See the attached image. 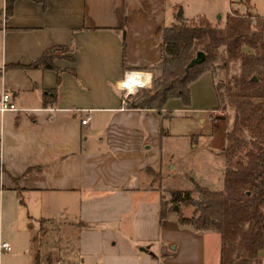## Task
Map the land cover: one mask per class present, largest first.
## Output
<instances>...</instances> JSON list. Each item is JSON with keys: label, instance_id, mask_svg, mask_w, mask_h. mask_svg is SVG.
Masks as SVG:
<instances>
[{"label": "crops", "instance_id": "0c3cea01", "mask_svg": "<svg viewBox=\"0 0 264 264\" xmlns=\"http://www.w3.org/2000/svg\"><path fill=\"white\" fill-rule=\"evenodd\" d=\"M179 11L209 20L192 0H15L9 16L4 3L0 97L10 93L19 110L0 111V264H218L208 232L179 226L172 213L159 216L160 191L146 169L160 172L166 189H179L168 173L179 160L162 149L163 118L171 115L165 107H125L117 89L127 71L152 76L145 68L160 59L162 30ZM251 11L264 20V0H253ZM58 47L67 49L56 69L28 66ZM135 75L130 92L148 79ZM201 78L213 84L209 72L193 83ZM219 121L211 120L218 139L208 138V161L220 162L216 181ZM184 179L186 188L192 180L213 188Z\"/></svg>", "mask_w": 264, "mask_h": 264}, {"label": "trees", "instance_id": "16d2710c", "mask_svg": "<svg viewBox=\"0 0 264 264\" xmlns=\"http://www.w3.org/2000/svg\"><path fill=\"white\" fill-rule=\"evenodd\" d=\"M4 1L9 16L15 0ZM175 18L162 30L160 59L145 68L152 73L151 87L142 89L128 108L161 112L170 98L188 104L190 85L209 72L216 109L225 112L223 168L218 190L193 180L186 189L159 185V216L172 213L181 227L218 233V264H264V20L236 12L226 15L223 26L205 16L185 19L180 11ZM66 49L46 50L28 66L56 69L53 61ZM198 52L204 59L189 66ZM146 171L153 181L165 179L151 168Z\"/></svg>", "mask_w": 264, "mask_h": 264}, {"label": "rangeland", "instance_id": "374dc122", "mask_svg": "<svg viewBox=\"0 0 264 264\" xmlns=\"http://www.w3.org/2000/svg\"><path fill=\"white\" fill-rule=\"evenodd\" d=\"M192 2L194 5L203 7L209 20L218 26H223L224 19L230 12V8L240 14H246V12L250 14L253 6V0H192ZM4 3V0H0V21L3 16ZM218 78H220V75ZM8 82H10V76L7 77ZM150 87L151 83L138 87L137 90L126 97L121 95L125 102L124 106L128 107V104L140 95L142 89H149ZM189 89L190 99L188 104H185L180 98H173L169 102L167 101L164 106L171 116L163 118V127L169 133V136L163 139V156L167 157L169 155L168 151L172 150L175 160H179V166L168 170V173L171 172L176 178L173 184L170 183V185L172 184V188L186 189L188 185H186L187 180L184 178L189 175L196 180L202 179L201 181L211 184L212 189L218 190L221 187V175L218 181L213 180L212 176H218L217 171L219 170L220 162L218 158H215L214 162L209 163L208 138L210 134L214 133L216 140L218 139L217 133L219 129L212 126L211 120H220L219 122L223 123L222 119L225 116V112L219 110V112L212 114L214 117L211 116V112L217 107V98L213 84L207 78L206 80L201 78L196 81L190 85ZM153 185L156 187L161 185L162 189H166L167 186L165 179L161 183L156 179L153 181ZM44 228L47 229V225ZM208 235L209 245L207 244V248L210 249H208L209 252L215 250L213 254L214 257H217L218 249L220 248V236L216 232H208ZM216 240L218 249L215 246Z\"/></svg>", "mask_w": 264, "mask_h": 264}, {"label": "built area", "instance_id": "2783aa9c", "mask_svg": "<svg viewBox=\"0 0 264 264\" xmlns=\"http://www.w3.org/2000/svg\"><path fill=\"white\" fill-rule=\"evenodd\" d=\"M132 74H136V75H145L146 74L148 75V81L144 84V85H139L136 87V90L138 87H142V86H145V85H148L150 83V80H151V74L148 73V72H145V71H140V70H130V71H127L124 75V78L121 80L122 82L123 81H126L127 78L132 75ZM123 87H121V90L119 89L118 87V83H117V89L118 91L120 92L121 95H123V97H126L128 94L132 93L128 90L127 86L124 84L122 85ZM124 100H123V104H124ZM7 110H11V111H17L19 110V108L16 107V105L14 104V102L12 101V96L10 93H7V92H4L2 93L1 97H0V111H7ZM89 120V116L87 115L84 119H82V124H85L87 123V121ZM1 247L4 248V249H10V245L9 243L7 242H2L1 243Z\"/></svg>", "mask_w": 264, "mask_h": 264}, {"label": "water", "instance_id": "95a60500", "mask_svg": "<svg viewBox=\"0 0 264 264\" xmlns=\"http://www.w3.org/2000/svg\"><path fill=\"white\" fill-rule=\"evenodd\" d=\"M203 59H204V54L202 52H198L196 57L194 59H192L191 62L189 63V66H192L193 64L199 63ZM174 209H177V207L175 206Z\"/></svg>", "mask_w": 264, "mask_h": 264}, {"label": "bare ground", "instance_id": "6f19581e", "mask_svg": "<svg viewBox=\"0 0 264 264\" xmlns=\"http://www.w3.org/2000/svg\"><path fill=\"white\" fill-rule=\"evenodd\" d=\"M146 75H147V74H146ZM135 76L137 77V75H135ZM147 76H148V75H147ZM143 77H144V78H143ZM143 77H142L143 79H142V78L140 79V81H139L140 83H144V82H145L146 76L143 75ZM131 78H134V75L131 76ZM131 78H129V84H132V80H131ZM127 79H128V78H127ZM147 81H148V79H147ZM134 83H135V82H134ZM140 83H139V84H140ZM124 84L127 86V80H126V81H123V85H124ZM137 85H138V84H137ZM135 87H136V86H135ZM127 88L129 89L128 86H127ZM129 90H130V89H129ZM134 91H135V89H134ZM131 92H133V91H131Z\"/></svg>", "mask_w": 264, "mask_h": 264}]
</instances>
